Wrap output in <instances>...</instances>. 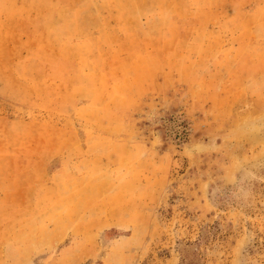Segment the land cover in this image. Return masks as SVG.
Listing matches in <instances>:
<instances>
[{
  "label": "rangeland",
  "instance_id": "obj_1",
  "mask_svg": "<svg viewBox=\"0 0 264 264\" xmlns=\"http://www.w3.org/2000/svg\"><path fill=\"white\" fill-rule=\"evenodd\" d=\"M0 264H264V0H0Z\"/></svg>",
  "mask_w": 264,
  "mask_h": 264
}]
</instances>
